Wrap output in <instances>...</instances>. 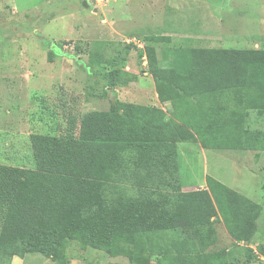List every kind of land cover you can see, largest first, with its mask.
<instances>
[{
	"label": "rangeland",
	"instance_id": "rangeland-1",
	"mask_svg": "<svg viewBox=\"0 0 264 264\" xmlns=\"http://www.w3.org/2000/svg\"><path fill=\"white\" fill-rule=\"evenodd\" d=\"M146 45L163 74L174 50L186 51L195 66L185 84L197 82L201 69L214 62L213 52L264 51V0H0V164L33 168L32 133L70 128L76 136L75 117L63 119L68 112L78 117L132 103L170 115L171 103L158 99ZM52 46L57 49L50 56ZM240 104L247 110L246 126L264 128V115L260 119L253 108ZM143 146L146 166L158 161V145ZM164 147L174 167L170 190L154 183L125 186L207 195L214 210L209 217L214 249L226 255V264H264L258 256H264V150L211 149L196 139ZM93 150L91 177L113 182L103 174L112 158L99 143ZM217 181L236 193L234 211L248 238L236 240L228 232L214 191ZM171 237L168 233L160 241ZM154 239L146 252L138 251L146 256L144 263L75 239L53 254L23 246L5 249L0 241V264H167L169 249Z\"/></svg>",
	"mask_w": 264,
	"mask_h": 264
},
{
	"label": "trees",
	"instance_id": "trees-1",
	"mask_svg": "<svg viewBox=\"0 0 264 264\" xmlns=\"http://www.w3.org/2000/svg\"><path fill=\"white\" fill-rule=\"evenodd\" d=\"M56 49L50 47L49 55ZM145 51L158 99L171 103V116L155 106L118 103L109 111L75 114L76 136L70 128L32 133L33 168L0 164V241L5 249L23 246L53 254L75 239L144 263L146 256L138 251L146 252L155 237L160 241L170 233V242H157L169 249L167 264L227 263L226 255L214 249L209 218L214 210L207 195L189 197L94 179L90 163L96 143L115 140L171 144L196 139L211 149L264 150V128H248L247 110L240 104L253 108L260 119L264 115V51L213 52L214 62L188 84L195 60L186 51L174 50L168 74L155 64L153 48L146 45ZM214 191L231 237L245 238L234 211L236 193L219 181Z\"/></svg>",
	"mask_w": 264,
	"mask_h": 264
},
{
	"label": "crops",
	"instance_id": "crops-1",
	"mask_svg": "<svg viewBox=\"0 0 264 264\" xmlns=\"http://www.w3.org/2000/svg\"><path fill=\"white\" fill-rule=\"evenodd\" d=\"M101 101V100H96ZM118 101H122L118 98ZM95 104V101H91ZM98 110V109H92ZM91 111V110H90ZM118 113L122 110L118 109ZM68 117L64 120H69L75 117L74 113H66ZM100 147L104 148L107 157L112 158L110 166L107 163L104 167L103 174L108 176L114 183L123 185H132L140 187L142 185L154 183L161 190H170V187L175 184L174 167L171 164V159L168 150L161 142H136V141H104L98 142ZM158 145L157 155L158 161L149 166L145 164L144 146L146 144ZM96 145V144H95ZM94 145V147H95ZM144 160V161H143ZM141 161L142 163L136 164ZM152 171V174H151ZM172 175V177H171Z\"/></svg>",
	"mask_w": 264,
	"mask_h": 264
},
{
	"label": "built area",
	"instance_id": "built-area-1",
	"mask_svg": "<svg viewBox=\"0 0 264 264\" xmlns=\"http://www.w3.org/2000/svg\"><path fill=\"white\" fill-rule=\"evenodd\" d=\"M97 1H98V0H97ZM258 256H259V258H260L261 260H264V256H263V255L258 254Z\"/></svg>",
	"mask_w": 264,
	"mask_h": 264
}]
</instances>
